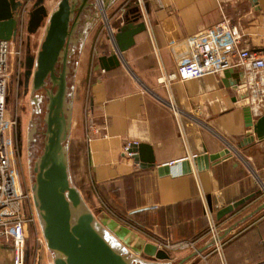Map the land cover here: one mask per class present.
Instances as JSON below:
<instances>
[{
	"label": "crops",
	"instance_id": "1",
	"mask_svg": "<svg viewBox=\"0 0 264 264\" xmlns=\"http://www.w3.org/2000/svg\"><path fill=\"white\" fill-rule=\"evenodd\" d=\"M147 2L151 31L137 35L135 45L123 54L125 66L111 71H104L98 58L115 53L111 36L121 27L122 14L136 8L134 0H113L106 18L100 15L92 24L83 16L78 31L83 37L75 46L79 91L68 144L70 175L79 179L78 188L88 195L95 214L107 213L155 244L194 239L202 255L183 264H218L201 192L215 214L228 264H261L264 141L243 144L244 94L227 87L220 75L174 82L170 89L160 79L174 72L185 56L182 41L223 18L239 25L244 35L240 48L263 53L264 0ZM128 144L152 146L155 166L143 167L126 154ZM225 149L229 152L219 159L196 165L195 158ZM183 159L190 171L159 173V166ZM247 196L217 218L219 210ZM190 253L175 251L170 260L155 264H174Z\"/></svg>",
	"mask_w": 264,
	"mask_h": 264
},
{
	"label": "water",
	"instance_id": "2",
	"mask_svg": "<svg viewBox=\"0 0 264 264\" xmlns=\"http://www.w3.org/2000/svg\"><path fill=\"white\" fill-rule=\"evenodd\" d=\"M45 2L46 0H36L29 15L25 83L29 88L31 81L33 93L45 89L48 100L44 147L34 163L33 169L36 176L32 192L43 236L48 249L54 253V264L146 263L138 258L137 254L141 253L159 260H170L169 252L159 248L155 243L148 242L129 225L107 213L95 214L80 189L71 181L68 140L72 130L73 103L71 99L74 94H69V65L79 38L83 37V34L78 35L83 16L87 14L90 17L86 20V24H92L100 15L106 18V12L113 0H61L51 14ZM19 6L20 4L14 1L10 4L9 0H0V41L5 40L7 36H16L18 21L13 13ZM121 18L123 19L121 27L111 36L115 53L98 58L104 71L125 66L123 54L135 45L137 35L147 31L138 7L122 14ZM45 24V34L39 52L36 56L32 55L31 36L37 34ZM110 29L112 30L111 27ZM219 75L223 79L222 82L231 88L239 86L240 80L243 79L241 72L233 70ZM230 79H233L234 83L228 85L227 82ZM47 80L51 88H46ZM241 94L245 97L241 106L247 128V137L243 140V144L246 145L255 140L264 141V114L253 118L246 99L247 95L245 92ZM234 101L236 102V98ZM38 105L37 103L36 106ZM133 152L136 153L134 157L143 167L155 166L156 158L152 146L134 145ZM228 152L229 150L225 149L223 152L205 154L194 160L198 167L201 163L206 166L208 161L217 160ZM188 163L187 159H183L175 164L159 166L158 170L161 175L176 173V171L187 172L190 171ZM248 198L249 196L242 198L219 210L217 218L219 219ZM262 207L264 202L260 208ZM202 251V248H198L174 264H183Z\"/></svg>",
	"mask_w": 264,
	"mask_h": 264
},
{
	"label": "built area",
	"instance_id": "3",
	"mask_svg": "<svg viewBox=\"0 0 264 264\" xmlns=\"http://www.w3.org/2000/svg\"><path fill=\"white\" fill-rule=\"evenodd\" d=\"M13 1L20 4L13 13L18 21L17 34L0 41V264H28L29 235L35 217L29 209L31 193L24 188L15 162L13 129L17 121L12 119L9 110L14 81L17 75L20 77L23 55L20 25L27 5L26 0H9L10 4ZM134 2L139 9L141 20L147 30L151 31L147 0ZM243 37L239 25L223 18L205 31L186 38L181 42L185 56L178 61L174 72L163 74L160 83L170 89L174 82L183 83L209 75L216 76L228 70L241 72L243 79L240 80V85L233 89L246 93L252 116L258 118L264 114V52L252 53L240 48ZM169 105L175 112L172 101ZM92 131L97 133L98 129L92 127ZM86 139L87 142L92 141L90 131H87ZM134 145L138 144H128L124 152L135 156ZM200 196L204 202L210 248L216 255L218 264H228L215 214L203 199L204 194L200 192ZM157 245L167 252H193L198 249L194 239L167 240ZM197 255H202V252ZM261 264H264V259Z\"/></svg>",
	"mask_w": 264,
	"mask_h": 264
},
{
	"label": "rangeland",
	"instance_id": "4",
	"mask_svg": "<svg viewBox=\"0 0 264 264\" xmlns=\"http://www.w3.org/2000/svg\"><path fill=\"white\" fill-rule=\"evenodd\" d=\"M36 0H26L25 5H27V9L21 20L20 25V34L22 32L23 39V55L22 62L20 66V77L15 78L14 86L12 89V94L9 103V110L12 119L17 121V125L13 129V142H14V151H15V162L17 169L19 171L21 182L24 188L31 193V198L29 202V208L31 214L35 217V222L31 226L28 249H29V260L28 264H54V253L50 251L47 247V243L42 233V228L40 221L38 219V213L34 206L33 201V192L32 185L35 181V172H34V163L43 152L44 147V132L46 131L45 125V117L47 113V103L48 100L46 96L44 97V102H40L41 94H38L40 98L38 107L34 104L35 101H32L31 96L24 95L23 88V71L25 68V56H27L26 50V39L28 38V22L29 15L33 8V5ZM61 0H46L45 5L48 9L49 14H51L57 7ZM47 24V21H46ZM46 24L39 29L37 34L31 36V54L37 55L41 46V42L43 40L45 34ZM77 53L75 51L72 56V62L70 63V74L68 77V87L69 94H74L72 100L73 103V113H72V122L74 120V115L77 112L78 108V96H76V91H79V85L77 84ZM43 91V90H42ZM40 91V92H42ZM39 92V91H38ZM78 93V92H77ZM240 93L242 91L240 90ZM171 108V107H170ZM38 111V113H37ZM172 111V109H171ZM36 131V132H35ZM35 139L36 144L32 142ZM70 139L68 140L69 144ZM72 184L77 186L80 185L79 179L73 175L71 177ZM81 191V190H80ZM82 192V191H81ZM86 192H82L84 199L87 202V194ZM87 195V196H86ZM88 203V202H87ZM90 207V206H89ZM99 215V214H97ZM121 222V221H120ZM174 252H169L171 257L174 255ZM142 258L147 260H157L154 257L147 256L144 253L139 254ZM177 261V260H176Z\"/></svg>",
	"mask_w": 264,
	"mask_h": 264
},
{
	"label": "flooded vegetation",
	"instance_id": "5",
	"mask_svg": "<svg viewBox=\"0 0 264 264\" xmlns=\"http://www.w3.org/2000/svg\"><path fill=\"white\" fill-rule=\"evenodd\" d=\"M24 47V46H23ZM28 38L26 39V50H28ZM30 48H31V41H30ZM25 58H26V56H25ZM26 68V67H25ZM59 68H60V66H59ZM58 68V69H59ZM26 72H27V70L25 69L24 71H23V75H22V79H23V90H24V95L25 96H28V95H30L31 96V99H32V101H35V105H37V103L39 104V100H38V98H40V96L38 95V94H41V98H40V102H44V97L46 96V90L44 89H42V90H40V91H42V92H35V93H33L32 92V85H31V81H30V84H29V88H27L26 87V83H25V80H26ZM46 84H47V86H46V88H51L52 86H51V84H50V82H49V80H47L46 81ZM37 102V103H36ZM37 113H38V111H37ZM36 144V141H34L33 142V144ZM143 260H145L146 262H147V264H155L156 262H157V260H152V259H150V260H147V259H143Z\"/></svg>",
	"mask_w": 264,
	"mask_h": 264
},
{
	"label": "trees",
	"instance_id": "6",
	"mask_svg": "<svg viewBox=\"0 0 264 264\" xmlns=\"http://www.w3.org/2000/svg\"><path fill=\"white\" fill-rule=\"evenodd\" d=\"M71 62H72V57H71ZM70 66V65H69Z\"/></svg>",
	"mask_w": 264,
	"mask_h": 264
}]
</instances>
